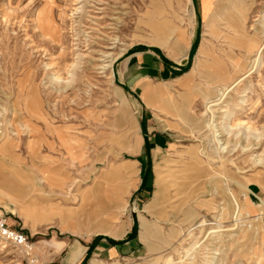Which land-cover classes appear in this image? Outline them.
<instances>
[{
  "label": "rangeland",
  "instance_id": "obj_1",
  "mask_svg": "<svg viewBox=\"0 0 264 264\" xmlns=\"http://www.w3.org/2000/svg\"><path fill=\"white\" fill-rule=\"evenodd\" d=\"M191 1L194 16L187 0L179 11L174 0H0V140H10L0 151V216L33 245L29 254L0 241V264H60L74 244L88 250L81 264H264V46L250 69L264 43V0H212L215 38L206 34L201 0ZM154 6L159 34L164 19L172 23L162 42L147 25ZM205 38L233 73L210 86L209 97L231 86L214 108L215 130L227 122L221 114H233L225 168L207 158L217 162L219 153L206 125ZM138 54L153 56L162 71L131 76L127 64ZM226 54L244 69L234 73ZM147 85L163 92L159 115L140 98ZM205 161L215 175L198 176ZM119 164L136 171L109 177ZM173 182L172 201L145 212L156 184L160 198ZM128 185L109 223L111 233L124 228L122 236L76 233L92 202L85 192ZM229 193L244 207L237 221ZM53 240L64 243L59 253L43 242Z\"/></svg>",
  "mask_w": 264,
  "mask_h": 264
},
{
  "label": "crops",
  "instance_id": "obj_2",
  "mask_svg": "<svg viewBox=\"0 0 264 264\" xmlns=\"http://www.w3.org/2000/svg\"><path fill=\"white\" fill-rule=\"evenodd\" d=\"M175 3H177V9L178 11L181 10V0H174ZM190 5H191V15L194 16V8H193V2L191 0H187ZM202 2V14H203V18L206 19V34L211 38H215L217 37L215 28H214V22H215V15L212 14V9L214 6V2L212 0H201ZM157 8H159L158 6H154L151 13L148 15V27L150 29H153L154 31V36H156L155 41L159 40V41H164L165 38L159 34V32L156 31L155 27L152 26V24L150 23L151 21V16H155V15H159L160 13H157ZM158 21V20H157ZM163 21V20H161ZM164 22H170V20L168 19H164ZM236 31V30H235ZM180 36L178 37L180 40V43L184 46L188 44V38L187 36L183 35V33L179 34ZM251 36V35H248ZM155 41H152L150 44L154 43ZM209 40L207 38H205L203 40L202 46H201V51L200 54H204L207 55V58H212V60L210 59H205V65L210 67V71H206L204 73V75L202 77L205 78L206 83H207V87L205 89H203V97L205 99H207V103H209L211 100H214L215 98H209L211 96L214 95V89L210 86L218 83V82H224L226 79V81H229L230 79L233 78V73L230 70V68H228V66H225V64H223V61L221 59H214V47L212 45V48H209V44H208ZM173 58L175 60H180L181 57L180 56H176L174 55ZM226 58L227 60L231 63L232 66V70L234 71V73L238 72L239 69H244L242 65L237 63V58L236 57H231L229 54H226ZM136 59V60H135ZM202 60L201 59H197V61L195 62L196 67L201 64ZM155 64H158V61L153 58V56H145L143 54H138L136 55V58L131 59L128 64H127V68L128 69V73L129 71L132 73L131 76H138L139 75V71L138 69H141L140 72L142 74H147L152 75L157 73V70L160 72L162 71V68H157V66H155ZM131 66V67H130ZM130 67V69H129ZM156 67V68H155ZM246 73V72H245ZM141 74V75H142ZM227 83V82H226ZM226 87H228L225 84ZM163 96V92L159 91L155 88H152L150 85H147L143 88V92L140 96L141 100L145 102V104L147 105V107H149L153 113L158 114L163 112V109H161L160 104H161V97ZM163 103V102H162ZM207 105V104H206ZM176 112L183 116V118H186V114L184 113L183 110H178L177 108H175ZM189 122L191 121V119L188 120ZM173 126V125H171ZM182 133L187 136V134H190L191 131L187 130V131H182ZM10 141V140H8ZM8 141H1L0 140V151L3 152L2 149H4L5 145L7 144ZM163 161V160H162ZM207 163V167L205 166V168H209L211 169L212 166L209 164L208 161H205ZM134 164H136V162H133ZM204 168H200V170H202ZM135 167L133 166L132 168L130 167H125V165L123 164H119V165H113L110 166V170L108 171L109 177L112 178H123L125 176H127V174H134L135 173ZM168 184V183H167ZM176 185V183L174 184V182L169 185L168 184V189L166 191V194H164L163 196H161L160 198H158L156 196V190H157V184H156V188L155 191L153 193V196L151 197V200L149 201V203L144 207V211L147 213H151L154 214L157 211H161L164 208V205L166 202H171L172 201V195L169 191V189ZM133 185H128L126 186V188H124L123 191H120L116 194H113L111 191H106L102 186H98L94 189H91L87 192H85L84 197H86L87 200L92 201L91 204L84 210V213L82 216H80L79 219H76V225L78 228V231H76V233H79L81 230H83L85 227H91V229L93 228L96 232L98 233H103V234H111L113 236L116 237H120L122 236L125 232H124V228L121 229L120 233H111L109 232V223L111 221V217H114V213H115V209L120 206L121 204V195H123V193L128 192V190L131 188H133ZM135 206V205H134ZM125 207V205H124ZM136 208V206H135ZM263 209V208H261ZM143 227L145 229L146 228V224H143ZM74 232V234H76ZM144 237V236H143ZM47 246L53 248V251H55V253H59L60 249L64 246V243L62 242H58L56 240H53L52 242H47V241H43ZM42 242V243H43ZM87 249L85 247H83L81 244H74V245H70L68 248L65 249V251L63 252L64 254L61 256L60 258V264H81L82 261L86 258L87 256Z\"/></svg>",
  "mask_w": 264,
  "mask_h": 264
},
{
  "label": "bare ground",
  "instance_id": "obj_3",
  "mask_svg": "<svg viewBox=\"0 0 264 264\" xmlns=\"http://www.w3.org/2000/svg\"><path fill=\"white\" fill-rule=\"evenodd\" d=\"M155 21H156V19H152L151 18V24H152V26L153 27H155V29H156V31L157 32H159V30H157L158 28H160L159 26V24L158 23H155ZM153 22V23H152ZM163 25H164V30L160 33V35H162L164 38H167L168 37V32H170V30L172 29L171 27H170V24H169V22H164L163 21V23H162ZM263 26H264V22H263ZM263 32V31H262ZM247 34V33H246ZM240 38V37H239ZM257 46V45H256ZM263 46H264V43L263 44H261V46H260V48H258L259 50H258V52L256 53V55H255V57L253 58V60H251L252 62H251V68L250 69H255V68H258L259 66H260V63H261V55H262V51H263ZM113 62V61H112ZM106 67V66H105ZM242 70V69H241ZM251 72V71H250ZM249 72V73H250ZM249 73L247 72V73H245V75L243 76V77H240V78H237L235 81H234V87L235 86H237V85H239V83H241V81L245 78V77H247L248 75H249ZM232 86V87H233ZM230 87L231 86H228V87H226L225 86V88H224V90L221 92V95L218 97V100H213V101H210L209 103H208V105H207V107H206V110H207V112H209L210 113V116H211V118L209 119V122L206 124L207 126H208V128H209V130H210V132H212L213 133V143L215 144V147L217 148V152L219 153V156H218V161L217 162H215V160H216V158H214V157H212V156H207V158L209 159V161L210 162H213V163H218L219 164V166L220 167H222V168H225L224 166H225V162L223 161V155H221V153H224L225 152V150H228V148H227V142H226V139H225V135H226V133L227 134H230L231 133V131L229 130L230 128L232 129V127H233V125H231L230 123H228V121L231 119V117H232V115H231V112L230 111H226L225 113H223V114H221L222 116H221V119H224V121L226 122V124H225V126L224 127H222L223 126V124H222V126H220L219 127V129L218 130H215V128H216V126H213V122H214V116H216V115H214V112H215V109L214 108H216V107H219V109H221L222 108V106H221V104L222 103H224V101H223V99H222V97L224 96V94L230 89ZM233 87V88H234ZM232 90V89H231ZM228 92H230V90L228 91ZM220 93V92H219ZM216 99V98H215ZM244 101H245V99H244ZM227 104V103H226ZM218 109V111L220 112V110ZM227 109V108H226ZM224 110V109H223ZM228 110H230V109H228ZM222 111V110H221ZM223 112V111H222ZM212 116H213V120H212ZM211 120H212V123H211ZM222 122V121H221ZM224 122V123H225ZM231 122H232V119H231ZM240 122V121H239ZM214 123H216V121L214 122ZM231 126H230V125ZM236 124V123H235ZM238 124V123H237ZM218 125V124H217ZM219 125H221V124H219ZM239 126V125H238ZM241 126V125H240ZM235 127V126H234ZM247 127V126H246ZM250 127V126H249ZM249 127H247V128H249ZM243 128V127H242ZM235 129V128H234ZM248 130V129H247ZM254 130V129H253ZM249 131V130H248ZM246 132V131H245ZM3 133V132H2ZM1 134V133H0ZM1 138V137H0ZM4 138V137H3ZM218 138H220V139H218ZM224 139V140H223ZM223 141V143H221ZM259 142V141H258ZM257 142V143H258ZM220 144H223L224 146H221ZM246 147H248V146H246ZM216 151V150H215ZM232 164V163H231ZM239 169V168H238ZM197 172H198V176L199 175H204L205 174V176H210V174H213V175H215L216 174V172H214L213 170H209V168H204V169H202V170H200V169H198L197 170ZM218 172V171H217ZM223 176V175H222ZM212 178V177H211ZM222 178H224V177H222ZM214 179V178H213ZM160 181V180H159ZM211 181V180H210ZM212 182V181H211ZM164 183H166V182H164ZM236 184H238L240 187H243V188H246V184L243 182V181H241V180H237V182H236ZM168 186V185H167ZM218 186H216L215 187V190H216V193L217 194H221V193H223L224 192V190L223 189H221L222 191H220V189L219 188H217ZM214 188V187H213ZM224 188V187H223ZM245 190H247V189H245ZM251 193V192H250ZM230 195H231V197H232V199H233V209H232V213L234 214V215H236L235 217H236V221H237V219H238V216H240V215H242L243 213H242V211H243V209H244V207L240 204V202L237 200V198H236V196H234L232 193H229ZM261 207L263 208L264 207V205L262 204L261 205ZM220 208V207H219ZM133 209H136L135 208V206H133ZM224 209H226V207H222V209H220V211H218V212H225V210ZM222 210V211H221ZM234 217V218H235ZM202 226V225H201ZM234 227V226H233ZM234 228H232V230H233ZM228 230H231V229H228ZM221 230H215L214 232H220ZM192 249V248H191ZM188 251V250H187ZM188 252H190V251H188ZM167 260V259H166ZM211 260V259H210Z\"/></svg>",
  "mask_w": 264,
  "mask_h": 264
},
{
  "label": "built area",
  "instance_id": "obj_4",
  "mask_svg": "<svg viewBox=\"0 0 264 264\" xmlns=\"http://www.w3.org/2000/svg\"><path fill=\"white\" fill-rule=\"evenodd\" d=\"M0 241L30 254L32 244L25 233L9 227L6 219L0 216Z\"/></svg>",
  "mask_w": 264,
  "mask_h": 264
}]
</instances>
